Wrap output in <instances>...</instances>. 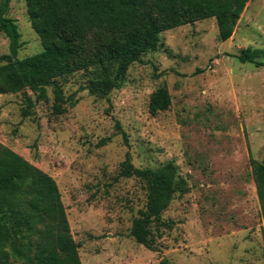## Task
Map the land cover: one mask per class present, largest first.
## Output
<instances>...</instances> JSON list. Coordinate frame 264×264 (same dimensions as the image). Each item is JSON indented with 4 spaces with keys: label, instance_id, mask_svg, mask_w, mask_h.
I'll list each match as a JSON object with an SVG mask.
<instances>
[{
    "label": "rangeland",
    "instance_id": "obj_1",
    "mask_svg": "<svg viewBox=\"0 0 264 264\" xmlns=\"http://www.w3.org/2000/svg\"><path fill=\"white\" fill-rule=\"evenodd\" d=\"M7 17L21 34L19 59L43 51L25 0H10ZM160 39L105 99L81 91L83 72L60 80L75 102L62 114L52 87L40 101L31 91L1 95L0 145L55 179L82 264H264L253 173V162L264 165V67L237 59L264 49V0L248 2L225 42L215 19ZM8 54L0 32V57ZM160 87L172 104L153 116L150 97ZM127 154L138 169L172 162L187 182L162 215L173 227L156 231L152 249L131 236L146 193L138 179L119 176Z\"/></svg>",
    "mask_w": 264,
    "mask_h": 264
},
{
    "label": "trees",
    "instance_id": "obj_2",
    "mask_svg": "<svg viewBox=\"0 0 264 264\" xmlns=\"http://www.w3.org/2000/svg\"><path fill=\"white\" fill-rule=\"evenodd\" d=\"M249 1L25 0L43 51L19 59L21 34L16 21L7 17L10 0H1L0 32L10 41V54L0 57V96L31 91L38 101L46 100L52 87L54 112L62 114L68 101L71 106L75 102L65 98L60 80L83 72L88 78L81 91L105 99L121 87L133 64L159 49L162 33L215 19L225 42ZM263 57L264 49L247 48L237 59L264 67ZM171 104L167 88L160 87L150 97L149 112L155 116ZM24 115L31 113L25 110ZM253 173L264 218V165L253 162ZM119 176L143 184L146 204L132 223L131 236L152 249L156 231L173 227L162 215L176 195L187 191V182L172 162L138 169L128 154ZM79 248L55 179L0 145V264H82Z\"/></svg>",
    "mask_w": 264,
    "mask_h": 264
}]
</instances>
